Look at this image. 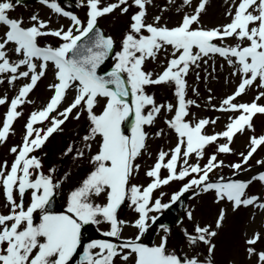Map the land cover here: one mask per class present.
<instances>
[{"label": "snow or ice", "instance_id": "6c2138e0", "mask_svg": "<svg viewBox=\"0 0 264 264\" xmlns=\"http://www.w3.org/2000/svg\"><path fill=\"white\" fill-rule=\"evenodd\" d=\"M41 2L54 12L69 17L72 25L67 30L63 26L51 30L50 21L41 20L34 14L30 18L34 23L24 27L22 18H11L8 14L14 10L19 0H15V3L14 0H0V25L7 27V31L0 36V74H12L10 83L18 78H30V82L23 85L19 94L11 101L10 110L0 128V142L7 139L13 122L21 115L17 111L18 106L25 103L28 94L45 75L49 62L56 69L58 81L50 85L54 89V95L46 107L31 114L26 124L22 147L19 151L17 147L11 149L13 153L18 152V155L10 170L7 162L0 165V186L11 205L8 214L0 213V264H70L81 246L82 228L85 225L99 224L103 220L110 223V231L105 233L106 236H120L125 222L118 219L117 211L126 199L130 200L135 211L139 213L133 226L143 235L148 229V221L155 223L157 220L156 216L150 217L149 213L170 207V203H161L160 199L153 202L152 193L173 180L192 177L179 192L173 194L171 203L194 188H202L205 192L215 190L218 199L226 198L233 202L234 208L253 205L259 200V197L246 195L251 181L209 182V173L223 164V161L217 162L216 155H212L203 167L199 163L189 164L188 158L193 153L202 157L205 146L221 137L226 138L227 142L219 145L218 152L230 153L233 137L242 133L246 126L251 128V121L256 113H264V105L256 102L264 97V92H260L252 103L233 102L257 79L260 87H264V0H239L234 15L231 11L228 13L232 16L231 22L214 29L192 27L199 23V16L204 11L207 0H201L195 13L185 15L181 24L173 28L157 26L160 17L155 18V23H146V5L151 0H132V4L139 11L131 17V31L123 40L121 51L115 53L116 62L112 70L103 75L98 74L97 70L112 53L114 41L97 30V19L117 8L122 13H127L132 6L128 0H117L106 6H102L101 0H87L89 12L86 25L76 15L64 10L58 0ZM185 3L191 4V0H185ZM144 31L148 35L142 34ZM46 35L61 38L63 43L58 47H41L38 38ZM86 37L89 38L88 42L82 44L81 41ZM230 37H236L240 41L247 40L249 43L244 46H220L214 43L215 40L223 41ZM13 44L15 48L12 51L23 57L16 61L9 56V45ZM166 46L172 47L173 58L169 60L165 70L153 79V74L144 70V62L148 58H155ZM210 54L227 58L230 65L238 64L237 72L241 74L237 90L223 99L218 109L239 111L241 114L234 119L230 118L231 122L226 125L225 131L213 135L205 134L204 129L209 123L214 124L215 120L204 118L192 123L185 119L189 115L188 107L196 103L194 100L185 99V77L192 65H197L198 61ZM37 60L41 62L39 71ZM21 66H27L28 70L20 71ZM169 82L176 86L178 104L175 106L174 116L166 123L178 134V143L171 150L167 162L165 160L169 157V152H159L157 162L146 173L153 178L151 183L146 187L130 184L133 173L139 169L134 161L146 148L145 126L153 124L162 110L172 112L174 108L171 103L157 104L154 97L145 92V87ZM72 88L77 90V95L67 108L51 117L50 126L46 130L34 127L49 120L51 113L58 109L68 90ZM101 99L105 103L103 110L97 114L94 109ZM6 102L7 97L0 98V105ZM81 107L87 111L92 125L90 135L83 139L88 141L97 136L101 138L99 151L92 158L96 166L83 180L82 185L72 191L66 212L47 211L46 206L59 184L53 181L51 175L39 173L38 178L34 177V173L42 165L36 156L30 154L41 148L53 133L61 130L60 126L68 120L73 110ZM79 116L78 111L75 118L79 119ZM130 117L133 118L130 121L131 134L126 135L122 125ZM261 146H264V135L259 138L251 137L247 154L241 153L242 161L232 167L239 170L242 165L248 164ZM73 151V147L69 146L65 154ZM76 154L83 156L84 153L77 151ZM181 161L183 167L178 171L177 166ZM257 164L264 165V160L257 161ZM162 168L169 173L164 178H161ZM253 179L264 182V172ZM29 190L31 203L25 208L23 198ZM14 192L18 194L19 201ZM101 194L105 196L106 202L95 203L93 197ZM259 206L264 207V203ZM38 210L42 215L39 222L34 223V213ZM188 215L191 218L190 212ZM224 215L222 209L217 219V228L221 226ZM215 235L216 232L210 230V226L197 225L195 234H190L188 239L191 244L197 241L209 244L211 254L215 245L211 244L210 238ZM261 238V234L257 232L247 243L254 246ZM138 240L139 236L120 244L108 240L90 242L80 264H113L116 257L127 262L133 254L135 264H203L195 257L182 261L177 255L169 254L166 249V236L158 246L153 247L138 243ZM94 249L99 251H93ZM248 252L250 255H257L260 264H264V252L257 253L255 247H249ZM207 264H212L210 259Z\"/></svg>", "mask_w": 264, "mask_h": 264}, {"label": "rangeland", "instance_id": "374dc122", "mask_svg": "<svg viewBox=\"0 0 264 264\" xmlns=\"http://www.w3.org/2000/svg\"><path fill=\"white\" fill-rule=\"evenodd\" d=\"M51 2V0H50ZM61 7L76 15L85 25L88 20L89 8L87 0H69L74 6L68 8L61 0H58ZM117 0H101L102 6L109 3H115ZM201 0H191V4L185 3V0H151V3L146 5L147 15L146 23H155V18L160 17L157 26H167L173 28L179 26L185 15H192ZM15 3V0H14ZM129 11L122 13L120 8H117L112 13L99 17L100 26L104 31L111 35L115 41V47L112 56L107 61L105 67L114 66L116 59L115 53L122 49V42L126 35L131 31V17L135 15L139 9L132 4V0H128ZM239 0H207L205 9L199 16V23L193 24V28L202 27L204 29H214L226 25L231 22L232 16L228 15L229 11L234 15L235 6ZM121 7H124L123 5ZM54 10L41 0L30 3H16L14 10L8 14L11 18L23 19V26H31L34 22L30 19L32 15H38L41 20L50 21L49 29H59L61 26L67 30L72 25L69 17L57 14L59 18L53 17ZM63 17L62 19L60 17ZM49 29H45L48 31ZM7 31V27L0 25V36ZM142 34L148 35L146 31ZM220 46H241L247 45V40L240 41L236 37L226 38L225 40H215ZM41 46L58 47L63 41L61 38L46 35L38 38ZM15 45H9V56L13 61L23 58L17 56L12 49ZM195 51V49H194ZM173 49L171 46H166L162 49L155 58H148L144 62V70L153 74V79L157 74L162 73L168 65L172 57ZM178 55V53H177ZM235 59V58H233ZM206 61V63H205ZM37 71L40 70V61L37 60ZM238 64L230 65L227 58L221 57L219 54H210L203 57L197 62V65H192L185 77L187 87L185 99L194 100L196 103L188 107L189 115L185 118L192 123L200 119L207 118L216 122L209 123L204 129L205 134L213 135L226 130V125L229 124L230 118L238 117L239 111H220L218 110L223 99L232 95L241 82V74L237 72ZM27 66H21L20 71H27ZM236 72L234 75L233 73ZM56 69L49 62L45 75L37 82L36 87L28 94L24 104L18 106L17 111L21 115L13 122L10 133L5 141L0 142V165L7 162L8 170L15 160V154L11 151L13 147L19 149L23 145L26 135V124L29 121L31 114L34 111L42 110L46 107L50 98L54 95V89L50 85L56 84ZM12 74H0V98L7 97V102L0 105V128L6 119V114L10 110L11 101L19 94L21 87L30 82V78H18L10 83L9 79ZM126 75V74H125ZM31 76V73H30ZM195 89V92L193 91ZM176 86L174 83L153 84L145 87V92L152 95L157 104L171 103L174 108L172 112L162 110L156 117L153 124L146 125L144 131L147 134L146 148L134 161L139 165V169L135 171L130 180V184L146 187L152 182L151 177L146 173L155 165L158 159V154L161 150L169 152L175 148L178 143V134L166 123L171 120L175 114V106L178 104V98L175 95ZM260 92H264V87H260V81L257 79L251 87L246 88L245 93L237 97L234 103H252ZM77 95L75 88L69 89L65 99L62 101L58 109L51 113L49 120L34 125L36 128L47 129L50 126L52 116H57L59 112L67 108ZM211 96V100L209 97ZM259 105H264V97L256 101ZM105 100L101 99L94 111L99 114L103 110ZM80 112L79 119L75 118L76 113ZM147 111V109H146ZM62 118V117H61ZM251 121V128L247 126L242 133H237L231 142L230 153H219L218 147L227 142L226 138H219L217 141L208 144L204 148L202 157H197L193 153L189 158V164L199 163L201 167L208 163L212 155H216L217 162L223 161V164L209 173V182H230L228 178H236L233 181L248 182L251 181L246 189L248 197H259L253 205H241L234 208L233 202L225 199H218L215 190L207 192L200 189H192L182 195L186 201V208L183 212L182 219L175 225H160L148 221V228H151L150 233L145 238L144 234L140 235V230L133 226L134 221L139 218V213L135 211V206L131 204L129 199H126L124 204L117 211L119 220L124 221L122 231L118 238L108 237L106 232L110 231V223L101 220L99 224H88L89 239L81 244L78 248L76 257L70 264H80L83 258L86 246L88 243L101 240L102 235L107 237L108 241L120 244L129 239H135L139 236L142 244L149 247L158 246L163 237H167L166 249L169 254H175L178 257L184 256L186 259L198 258L203 264H207L210 259L212 264H260L258 256L249 254V247H255L256 252H264V207H260L264 203V182L254 180L253 177L264 172V165L257 164V161L264 160V146L258 148L257 152L249 160L248 164L242 165V168L237 170L232 167L236 163L242 161L241 153L247 154L250 146V138L255 136L259 138L264 135V114L256 113ZM92 127L88 113L82 107L74 109L68 120L60 126L61 130L53 133L45 142L44 147L36 149L30 155L36 156L41 161V168L36 170L34 177L38 178L39 173L51 175L53 181L59 186L55 189L54 194H57L60 199L61 208L57 213L67 211L70 195L82 185L83 180L95 168L93 157L99 151L101 138L95 137L94 140L85 141L83 138L90 135ZM43 134V133H41ZM130 135L131 132H125ZM90 145V147H88ZM69 146H72L74 151L65 154ZM77 151H82L83 156H78ZM183 151V149H182ZM183 167L182 161L178 164V171ZM167 169H161V178L168 175ZM194 176L196 174H193ZM192 177H186L184 180H173L167 185H162L152 193L153 202L160 199L164 204L171 203L173 194L179 192L183 185ZM198 193V194H196ZM14 196L19 201V196L14 192ZM95 203L103 204L106 198L103 194L99 197H93ZM23 202L25 208L31 203V190L24 195ZM11 205L6 199L3 187L0 186V213L8 214ZM224 210V219L219 228H217V219L221 210ZM150 212L149 216H159L164 212ZM191 213L189 218L188 213ZM42 213L38 210L34 213V223H38ZM210 226V230L215 231L216 235L211 237V244L215 245L211 254H209V244L197 241L191 244L188 236L195 234L196 226ZM148 230V229H147ZM261 234V239L252 246L247 243L255 233ZM101 235V236H98ZM100 237V238H99ZM120 240V241H119ZM93 251H99L94 249ZM80 257V258H79ZM79 260V261H78ZM77 261V262H76ZM113 264H135V254L129 258L127 262L116 257Z\"/></svg>", "mask_w": 264, "mask_h": 264}, {"label": "water", "instance_id": "95a60500", "mask_svg": "<svg viewBox=\"0 0 264 264\" xmlns=\"http://www.w3.org/2000/svg\"><path fill=\"white\" fill-rule=\"evenodd\" d=\"M20 1H23V2H28V1H31V0H20ZM97 30L101 33H103V30L101 27H99V25H97ZM104 34V33H103ZM93 35V34H90V36ZM108 37V36H106ZM88 39L89 38H84V40L81 41L82 44L84 43H87L88 42ZM112 54V53H111ZM110 54V56H111ZM109 56V57H110ZM109 59V58H108ZM107 59V60H108ZM106 60V61H107ZM106 61L100 66V68L97 70L98 71V74H106L108 72H110L112 70V68H110L109 70H105L103 68V65L106 63ZM130 101H131V97L129 98ZM133 118L130 117L129 118V121H126L125 123V128L126 130H130V121L132 120ZM186 207V202L183 198H181L179 200V203L177 205H174V206H170L167 211L165 212V214L161 215L160 217L157 218V222L160 223V224H174L176 222H178L181 217H182V213L184 211ZM46 210L47 211H51V212H56L59 210V199L56 195L53 196L52 200L50 201L49 205L46 206ZM88 237V233L86 231H83L82 232V237H81V240L82 242H85L86 239Z\"/></svg>", "mask_w": 264, "mask_h": 264}, {"label": "bare ground", "instance_id": "6f19581e", "mask_svg": "<svg viewBox=\"0 0 264 264\" xmlns=\"http://www.w3.org/2000/svg\"><path fill=\"white\" fill-rule=\"evenodd\" d=\"M57 14H58V13H54L53 17L59 18V17L57 16ZM59 15H60V14H59ZM60 18L62 19L63 17L61 16ZM237 180H238V179H237ZM83 228H84V229H87V228H86V225H85ZM150 231H151V228H148L147 233L144 234V237H145V238L148 236V234L150 233ZM101 240H108V239H107V237H105V235H102V239H101ZM119 241H120V240H119ZM73 259H77V257L74 256ZM82 259H83V258H82ZM82 259H80V260L82 261ZM78 261H79V260H78ZM76 262H77V261H76Z\"/></svg>", "mask_w": 264, "mask_h": 264}]
</instances>
